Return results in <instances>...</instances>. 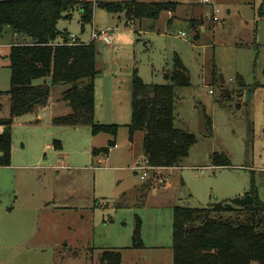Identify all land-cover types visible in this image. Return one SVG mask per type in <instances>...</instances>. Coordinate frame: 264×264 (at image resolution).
<instances>
[{"label":"rangeland","instance_id":"obj_1","mask_svg":"<svg viewBox=\"0 0 264 264\" xmlns=\"http://www.w3.org/2000/svg\"><path fill=\"white\" fill-rule=\"evenodd\" d=\"M79 1L58 30L96 46L95 119L118 125V135L54 125L65 111L57 107L63 87L52 90L40 120L36 114L15 120L10 163L0 165V264H101L106 251L120 252L121 264H173L174 207L222 203L253 181L264 200V0H215L219 23L205 16L210 8L201 0ZM127 1L171 3L176 10L129 24L126 13L101 7ZM86 4L93 15L83 25ZM192 20L203 24L193 28ZM108 28L111 43L92 40ZM20 41L7 30L0 43V119L11 117L8 56ZM176 57L191 85L177 94L174 125L197 141L181 167L142 181L136 167L146 162L143 133L129 140L134 75L165 84ZM115 140L109 156L94 155ZM225 156L231 166L214 165ZM137 229L143 248L132 249Z\"/></svg>","mask_w":264,"mask_h":264},{"label":"trees","instance_id":"obj_2","mask_svg":"<svg viewBox=\"0 0 264 264\" xmlns=\"http://www.w3.org/2000/svg\"><path fill=\"white\" fill-rule=\"evenodd\" d=\"M79 4V0L0 1V43L7 30L16 39L23 38L11 44L8 56L12 113L10 118L0 119V165L10 163L15 120L47 108L56 87L66 88L62 101L71 112L55 118L54 125L85 126L90 127L94 135H118V125L105 126L95 119L96 46L93 42L70 43L68 34L58 30L60 20L70 18V11ZM101 7L111 13H126L129 24L157 19L163 11L176 10L171 3L135 1L115 6L112 2L101 3ZM92 15V6H84L81 10L83 25L91 22ZM200 21L192 20L191 26L202 25ZM212 65L215 66L213 60ZM212 72L213 81L215 72ZM165 79V84H147L138 74L134 75L129 140L133 144L136 133H143V155L148 164L173 170L182 166L197 140L194 134L174 125L177 94L191 85L190 73L180 58H175L174 69L165 74ZM38 80L44 82L36 85ZM206 120L211 130L212 122L207 115ZM115 146L116 140L110 141L108 148L94 149L93 153L108 155ZM225 158V161L215 158L214 165L231 166L229 158ZM148 185L142 187L144 192ZM172 239L173 264H264V200L255 182L243 195L222 203L202 208L174 207ZM131 248H143L139 229ZM121 263L120 252L106 251L101 256V264Z\"/></svg>","mask_w":264,"mask_h":264},{"label":"built area","instance_id":"obj_3","mask_svg":"<svg viewBox=\"0 0 264 264\" xmlns=\"http://www.w3.org/2000/svg\"><path fill=\"white\" fill-rule=\"evenodd\" d=\"M201 4L209 6V8H210L209 12L206 13L205 16L212 18L214 23H219L220 18L218 15L220 14V10L216 8L215 0H201ZM112 32L113 31L111 28H108L106 30H102L100 32L95 31L92 34V40L103 39L104 42L111 43L113 40ZM68 38L70 40V43H76V41H77V39L74 35H69ZM211 93H213V92H211ZM136 170L140 171L142 181H147V180L152 181L153 177L150 176L149 174H151V175L153 174V175L157 176V178L159 180H161L162 177L160 174H161V171H163L164 169L152 167L146 161V162H144L143 166L138 167V168L136 167ZM150 171H152V172L150 173Z\"/></svg>","mask_w":264,"mask_h":264},{"label":"crops","instance_id":"obj_4","mask_svg":"<svg viewBox=\"0 0 264 264\" xmlns=\"http://www.w3.org/2000/svg\"><path fill=\"white\" fill-rule=\"evenodd\" d=\"M59 99H60V98H59ZM50 106H51V105L49 104V106H48L47 108L41 110L40 112H45ZM57 107H62V108L65 109V111H64V113L61 114V115H55L54 118H53V121H54L55 118L62 117V116H65V115H68V114L71 112L70 108L67 106V104H66L64 101H62V99H60V100L58 101V103H57ZM40 112L36 113V115H37V120H40V118H41ZM116 145H117V144H116ZM108 156H109V154H108ZM142 191H143V190H142V187H141V188H140V192L142 193V195H144V191H143V192H142ZM158 193H159V192H158ZM158 193L153 192L154 195H155V194H158Z\"/></svg>","mask_w":264,"mask_h":264},{"label":"water","instance_id":"obj_5","mask_svg":"<svg viewBox=\"0 0 264 264\" xmlns=\"http://www.w3.org/2000/svg\"><path fill=\"white\" fill-rule=\"evenodd\" d=\"M249 99V93L247 94V96H246V101ZM0 156H1V154H0Z\"/></svg>","mask_w":264,"mask_h":264}]
</instances>
